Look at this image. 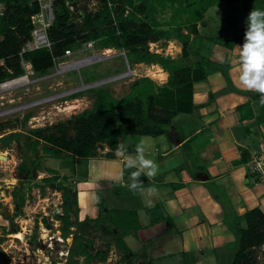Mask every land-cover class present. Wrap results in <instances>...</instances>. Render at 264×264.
Segmentation results:
<instances>
[{"label": "rangeland", "instance_id": "rangeland-1", "mask_svg": "<svg viewBox=\"0 0 264 264\" xmlns=\"http://www.w3.org/2000/svg\"><path fill=\"white\" fill-rule=\"evenodd\" d=\"M74 2L81 7L86 5L92 11L101 5L99 0ZM3 10L0 4V14ZM173 10L172 7L160 10L156 17L158 22H171ZM251 11L235 0L216 5L206 13L204 22L211 24L202 33L239 38L245 33V22ZM74 15L80 23V12L76 11ZM39 20L36 19L38 24ZM216 22L222 24H214ZM163 29L167 30L168 27ZM207 42L209 46L215 44ZM217 45L222 46L221 43ZM149 48L151 52L179 60L183 44L175 39H159L150 43ZM108 50L101 46L100 41L82 43L72 50L69 57L58 60L46 74L32 71L26 84L0 89L1 264H161L152 259L153 254L157 257L162 254L157 247V252L154 251L152 255L146 251L150 241L154 243L155 240H146L145 235L142 240L139 236L140 225L139 232L132 231V238L128 239L132 250L125 256V252L116 244L117 228L111 222L110 214L100 215L101 209L114 211L112 207L119 206L120 202L117 193L121 187L115 186L112 180H105L106 160L98 157L76 160L66 155L57 158L45 152L44 146L48 144L45 140L36 149L27 145L37 139L33 131L40 130L45 136L54 132L55 126L66 125L74 133L70 120L92 110L95 94L100 90L108 91L121 101L130 94L134 80L140 77H149L155 84H160L162 78L153 76L156 65L130 63L125 50L113 48V52L107 54ZM77 168L83 178L81 181L103 179L107 189L112 188L108 192L101 188V182H96L98 192L85 194L82 211L78 199L76 205L73 197L74 192L78 194ZM110 169L108 166L107 171ZM88 174L92 177L86 179ZM93 194L99 195L98 202L93 199ZM124 197L126 199L127 195ZM136 211L120 212H129L131 217L137 214ZM146 213L150 219L149 214L159 218L164 214L163 206L157 203ZM243 224L245 227V222ZM16 234H22V238L16 237ZM234 246L237 249V242ZM100 256L107 260L102 261ZM181 258H174L181 261L168 264H187L186 254H182ZM259 258L260 263L264 264V248L260 250Z\"/></svg>", "mask_w": 264, "mask_h": 264}, {"label": "crops", "instance_id": "crops-1", "mask_svg": "<svg viewBox=\"0 0 264 264\" xmlns=\"http://www.w3.org/2000/svg\"><path fill=\"white\" fill-rule=\"evenodd\" d=\"M209 24L199 23L198 30L204 40L193 49L191 59L210 61L217 70L206 80L195 82L191 89L172 90L171 104L177 114L166 135L133 136L119 141L128 154L135 155L136 145L143 140L145 155L159 165L157 175L142 174L138 179L143 190L134 193L126 187L131 170L122 168L123 158L108 146L102 154L113 152L114 156L98 157L107 161L105 180L121 187L117 193L119 206L112 209L137 210L139 236L142 240L143 235L146 240H155L146 243L150 245L145 249L152 255L157 247L162 254L158 257L153 254L152 259L161 264L181 261L182 254H186L187 264H230L236 251L233 222L255 208L264 213V187L248 180L246 168L250 157L264 154V104L259 93L244 89L238 82L236 46L243 44L244 35L234 39L209 36L202 33ZM209 37L231 41L232 49L218 43L209 46ZM154 67L156 71L162 69L159 65ZM162 75L164 79L155 84L157 89L168 84L169 74L163 70ZM82 179L78 171L76 190L81 211L85 194L98 192L96 182H101L102 189L112 191L103 179H92L94 182ZM151 188L156 191L150 192ZM157 203L163 206L165 219L152 224L146 212ZM131 238L132 235L125 238L128 246Z\"/></svg>", "mask_w": 264, "mask_h": 264}, {"label": "trees", "instance_id": "trees-1", "mask_svg": "<svg viewBox=\"0 0 264 264\" xmlns=\"http://www.w3.org/2000/svg\"><path fill=\"white\" fill-rule=\"evenodd\" d=\"M99 1L100 7L92 11L86 5L79 6L74 0H54L55 18L47 30L51 48L27 52L21 57L23 46L31 39L35 30L32 18L41 12L40 3L31 0H0L4 7L0 14V85L25 75L23 58L32 63L35 73L44 75L56 65V60L65 57L67 51L79 48L82 43L99 41L105 49L125 50L130 63L159 65L169 74L167 86L161 89H157L155 82L149 77L135 80L130 86V94L121 101L106 90L98 91L93 109L70 120L74 133L66 125L55 126V131L45 136L40 130L33 131L37 139L27 145L36 149L45 140L48 143L44 146L45 152L57 158L63 155L75 159L113 157V152L101 153L103 146L115 151L121 139L166 135L172 118L177 114L171 104L172 90L191 89L195 82L206 80L217 70L210 61L192 62L191 56L193 49L204 40L198 30L199 23H204V17L210 8L229 0ZM235 2H242L246 10L264 9V0ZM168 7L174 9L172 21L158 22L157 14ZM76 11L80 12V23L74 17ZM165 26L168 27L167 30L163 29ZM159 39L181 42L182 57L174 60L151 52L149 44ZM207 39L232 49L231 41L218 37ZM73 197L74 203L78 205L77 192H74ZM68 200L69 197L66 201ZM107 213L117 228L116 244L127 256L131 249L125 238L132 235V231L139 230L138 215L134 213L129 217V212L100 211V215ZM149 215L152 224L165 219L163 216L156 218ZM242 221L245 222V227ZM107 229L110 231L109 227ZM232 230L237 249L230 264H261L260 250L264 248L262 210L255 208L246 212L241 219L233 222ZM100 257L102 261L107 260L104 256Z\"/></svg>", "mask_w": 264, "mask_h": 264}, {"label": "clouds", "instance_id": "clouds-1", "mask_svg": "<svg viewBox=\"0 0 264 264\" xmlns=\"http://www.w3.org/2000/svg\"><path fill=\"white\" fill-rule=\"evenodd\" d=\"M244 42L236 46L238 49L239 75L238 82L244 89L260 94V102L264 104V9L253 8L246 19ZM115 153L123 158L122 168L129 171L126 187L129 191H142L139 177H154L159 171L156 161L145 155V143L142 140L135 147V155L128 154L125 146L118 143ZM156 191L155 188L149 189ZM99 201V195L93 194Z\"/></svg>", "mask_w": 264, "mask_h": 264}, {"label": "built area", "instance_id": "built-area-1", "mask_svg": "<svg viewBox=\"0 0 264 264\" xmlns=\"http://www.w3.org/2000/svg\"><path fill=\"white\" fill-rule=\"evenodd\" d=\"M38 1L41 6V12L32 18L35 30L32 32L31 39L25 43L20 53L21 57L27 52H32L41 48H51V43L47 36L48 28L54 22V0H33ZM39 18L40 24L36 21ZM72 51H67L65 57H69ZM56 64L58 61H55ZM22 64L25 68V75L6 81L0 85L1 90L16 88L29 82V75L33 70L31 62L26 61L24 58ZM26 79V80H24ZM5 85H8L7 87ZM5 86V88H3ZM247 176L253 185H261L264 187V154L254 155L246 162Z\"/></svg>", "mask_w": 264, "mask_h": 264}, {"label": "bare ground", "instance_id": "bare-ground-1", "mask_svg": "<svg viewBox=\"0 0 264 264\" xmlns=\"http://www.w3.org/2000/svg\"><path fill=\"white\" fill-rule=\"evenodd\" d=\"M107 52H108L107 54H111L113 51H112V49H109ZM162 72H163V70H162V69H159L158 71H156V73L153 74V76H154V77H159V78L164 79V77H163V75H162ZM24 80H25V79H24ZM5 86L7 87L8 85H5ZM5 86H4L3 88H5ZM16 237H18V238H22V234H16ZM15 263H16V262H15Z\"/></svg>", "mask_w": 264, "mask_h": 264}]
</instances>
